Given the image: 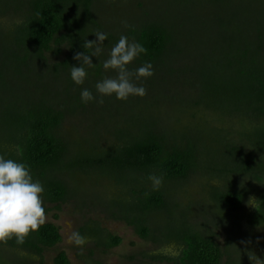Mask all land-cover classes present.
Wrapping results in <instances>:
<instances>
[{"label":"trees","instance_id":"16d2710c","mask_svg":"<svg viewBox=\"0 0 264 264\" xmlns=\"http://www.w3.org/2000/svg\"><path fill=\"white\" fill-rule=\"evenodd\" d=\"M123 2L126 4V0ZM115 4V0H0V16L11 7L23 13L21 24L14 28L3 29L0 24V153L31 166L34 178L44 185L45 203H60L68 197L70 187L61 173L93 169L108 174L124 188L110 200L114 215L143 239L177 242L180 253L172 258L173 264H221L222 252L213 235L202 233L187 222L185 212L173 210L172 192L168 189L147 187L151 185L148 176L154 173L165 182L177 181L186 179L196 168L212 166L213 171L219 167L218 174L233 169L258 179L264 172V122L236 132L238 139L233 141H227L224 133L205 121L197 123L199 131L194 135L189 132V125L174 128L172 118L159 112L158 99L165 86L188 84L192 96L183 102L184 108L202 105L227 116L256 122L263 118L264 24L238 26L236 32L216 38L209 33L204 19H199L196 9L229 6L231 21L243 22L240 16L246 11L248 17L243 19L248 24L251 11L264 7V0H166L162 2L166 4L162 13L158 11L152 17L141 11L137 23L128 20L112 31L101 16L108 13L107 6ZM97 30L108 34L100 45L103 51L98 57H91L94 64L85 66L88 75L84 83L76 85L69 69L79 63L74 59L76 53L91 55L92 50L84 47V42L96 39L93 32ZM122 34L138 40L148 50L129 67L135 69L151 61L155 71L137 81L146 88V95L130 96L127 100L103 98L105 106L98 108L93 119L95 134L98 136L102 127L115 128L110 123L118 125L116 118L123 126L113 128L116 143L101 148L99 136L93 140L73 137L63 124L69 114L98 104L82 103L80 91L88 88L98 95L96 82L115 75L105 71L102 64ZM197 46L204 47L198 63L195 57L183 55L184 50ZM182 57L189 62L182 63ZM213 136L216 146L212 145ZM168 141L174 142L173 146ZM178 142L183 145L179 147ZM208 193L216 206L226 212L242 208L247 196L246 188L231 184L224 188L211 186ZM259 201L249 217L251 222L264 224V196ZM152 213L159 217L153 225L149 220ZM88 230L97 239L103 236L99 227ZM60 241L59 226L46 221L38 231L30 232L23 244H17L14 237L6 243L40 255ZM120 242L121 238L112 234L106 244L111 247ZM0 264L35 263L0 259ZM53 264H70V260L64 251H59Z\"/></svg>","mask_w":264,"mask_h":264},{"label":"rangeland","instance_id":"374dc122","mask_svg":"<svg viewBox=\"0 0 264 264\" xmlns=\"http://www.w3.org/2000/svg\"><path fill=\"white\" fill-rule=\"evenodd\" d=\"M115 1L116 6H107L108 13L104 17L101 16L112 31L116 28L120 29V26L128 20V23H137L136 17L141 11L147 12L152 17L158 14L156 13L158 11L162 13L166 5L162 4L166 0H126V4L123 0ZM224 4H227L226 1ZM225 5H212V8L196 9L200 16L199 19H204V23L209 27V33L213 37L217 38V35L222 33L236 32L238 26L243 28L246 25L252 27L264 24V7L262 6L251 11L250 21L247 24V20L243 19V16L248 17L246 11H242V16H240L243 22L241 20L231 21L229 6L225 7ZM109 9L114 11L111 12ZM22 17V10L11 7L1 14L0 24L3 29L14 28L21 24ZM222 19L226 21L224 20V22ZM259 20L260 22H258ZM241 23L242 25H240ZM189 26L190 22L188 21L185 25L187 30ZM192 26L194 27L193 24ZM203 50L204 47L189 48V50L183 51V55L195 57V61L198 63L203 58ZM181 62H189V60L182 57ZM173 66L176 67L175 64ZM109 72L111 75L115 74L111 70ZM191 91L192 88L188 84H184L182 87L181 85L180 87L167 85L160 93L158 99L160 102L157 108L160 113L167 115V118H172V126L176 129L189 125L190 130L189 127L186 129L195 135L199 131L198 124L205 121L209 126L218 130L217 132L224 133L227 141H233L238 139L236 132L264 122V117L256 122V120L252 121L244 119V117L227 116L220 111H211L202 105L185 106L184 108L183 102L192 96ZM111 102L116 103V100H111ZM104 106V103H98L96 106L91 104L87 105V111L80 109L74 114H69L63 124L65 130L73 137L80 136L89 140L99 136L101 148L115 144L113 130L123 126L120 119L116 118L118 125L110 123L115 126L114 129L102 127L98 136L94 132L93 119L97 116L98 108H104ZM112 111H114L113 114H116L115 110ZM204 140L208 141L207 138H203ZM214 141L216 138L213 136L212 145L216 146L217 142L214 143ZM173 143L168 141L167 144L173 146ZM177 144L180 147L183 142ZM243 148L247 149L248 146ZM215 169L217 171L219 167ZM216 171L212 170V166L211 168L208 166L196 168L190 172L186 179L163 181L161 188L172 192L171 207L175 212H185L187 222L200 232L213 235L222 252L221 264H232L233 261L237 264H264V224L251 222L249 217L259 205L260 197L264 196V172H261L259 178L256 179L245 171L238 172L232 169L229 172H219L220 174ZM61 176L70 187L68 197L60 203L44 202L46 221H52L59 226L61 241L50 248H45L40 255L34 254L38 257L36 260L31 258L32 253L22 248H12L6 242H0V259L53 264L55 254L64 251L70 264H173L172 258L180 253L177 242L143 239L124 220L114 215L115 209L110 206V200L120 195L124 188L111 179L108 174L89 169L88 172H65L61 173ZM227 184H231L235 188L244 187L247 190L242 208L234 212H226L218 208L208 193L211 186L224 188ZM147 187L151 188L152 184ZM149 220L153 225L159 221V217L152 213L149 215ZM91 227H99L103 236L99 239L95 238L94 234L88 230ZM73 230L80 231L88 238L82 251L80 247L68 242L67 237ZM112 234L119 236L121 242L109 247L106 241ZM21 250L28 255H20Z\"/></svg>","mask_w":264,"mask_h":264},{"label":"clouds","instance_id":"9594fccd","mask_svg":"<svg viewBox=\"0 0 264 264\" xmlns=\"http://www.w3.org/2000/svg\"><path fill=\"white\" fill-rule=\"evenodd\" d=\"M96 39L85 40L84 47L91 49V55L78 52L74 59L78 65H71L69 75L76 85H82L88 75L87 67L93 66L92 56L98 57L103 49L100 45L107 39V33L95 31ZM147 48L138 40H130L127 35H121L117 42L108 50L107 58L102 67L105 71L115 72L114 76H106L98 80L95 90L98 95L88 88L80 91L82 103L95 101L102 104L105 96H115L119 100H127L130 96L147 94L142 79L154 75L151 61H145L135 69L129 67L141 54H147ZM153 190H158L163 183V177L154 173L149 174ZM43 183L34 178L31 166L24 161L9 158L0 153V242H7L13 237L17 244H23L30 232L38 231L47 220L43 193ZM145 195H148L146 193ZM68 242L81 248L88 238L78 230H73L67 237ZM20 255L28 253L23 250ZM32 259H38L34 254Z\"/></svg>","mask_w":264,"mask_h":264}]
</instances>
